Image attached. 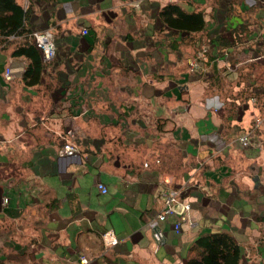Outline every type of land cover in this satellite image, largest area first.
Listing matches in <instances>:
<instances>
[{
    "label": "crops",
    "instance_id": "obj_1",
    "mask_svg": "<svg viewBox=\"0 0 264 264\" xmlns=\"http://www.w3.org/2000/svg\"><path fill=\"white\" fill-rule=\"evenodd\" d=\"M18 2L57 53L26 86L0 45V264H188L210 234L264 264V0ZM171 4L205 29L168 27ZM69 131L77 156L61 155ZM171 189L191 211L159 242L148 223Z\"/></svg>",
    "mask_w": 264,
    "mask_h": 264
},
{
    "label": "trees",
    "instance_id": "obj_2",
    "mask_svg": "<svg viewBox=\"0 0 264 264\" xmlns=\"http://www.w3.org/2000/svg\"><path fill=\"white\" fill-rule=\"evenodd\" d=\"M28 11L18 0H0V45L13 47V57L27 61L23 81L26 86H34L40 82L47 64L42 63L38 49L30 41L32 32L26 26ZM203 15L202 12L186 13L180 6L171 4L161 9L159 18L170 28L195 33L205 29ZM200 63L202 66L203 60ZM194 251L188 264H240V248L225 234L201 237Z\"/></svg>",
    "mask_w": 264,
    "mask_h": 264
},
{
    "label": "built area",
    "instance_id": "obj_3",
    "mask_svg": "<svg viewBox=\"0 0 264 264\" xmlns=\"http://www.w3.org/2000/svg\"><path fill=\"white\" fill-rule=\"evenodd\" d=\"M83 35L88 34L87 29H83ZM31 43L38 49L42 63L49 64L52 62L57 53L56 43L53 39V36L50 32H32L30 35ZM206 52L199 54L198 58L189 62V70L192 73H196L201 70L202 66L200 61L204 59ZM10 73H7L9 77ZM260 122V121H259ZM74 137L73 132L69 131L67 133V139L62 147L61 155L62 156H77L79 155L78 148L72 143L71 139ZM239 142L242 147L248 148L252 144V137L251 134L247 133L240 137ZM98 191L106 195L108 194V188L102 183H97ZM181 192L177 189L167 190L163 193V210L157 216L156 219L151 220L148 223V226L153 230L154 237L157 241H161L163 238V233L159 229V224L166 222L168 218H174L173 228L174 231L179 234L182 230V226L185 222H188L189 213L191 211V204L182 201L181 199ZM8 202V199H5V203ZM105 241L109 246H116L118 244L117 237L112 232H107L105 235ZM81 264H87L88 259L85 256L80 257Z\"/></svg>",
    "mask_w": 264,
    "mask_h": 264
},
{
    "label": "bare ground",
    "instance_id": "obj_4",
    "mask_svg": "<svg viewBox=\"0 0 264 264\" xmlns=\"http://www.w3.org/2000/svg\"><path fill=\"white\" fill-rule=\"evenodd\" d=\"M64 140V139H63ZM116 247V246H115Z\"/></svg>",
    "mask_w": 264,
    "mask_h": 264
},
{
    "label": "rangeland",
    "instance_id": "obj_5",
    "mask_svg": "<svg viewBox=\"0 0 264 264\" xmlns=\"http://www.w3.org/2000/svg\"><path fill=\"white\" fill-rule=\"evenodd\" d=\"M194 60V59H193ZM192 61V60H191Z\"/></svg>",
    "mask_w": 264,
    "mask_h": 264
}]
</instances>
